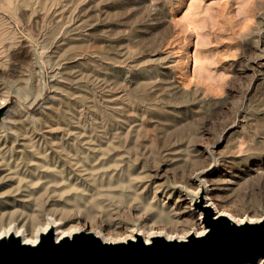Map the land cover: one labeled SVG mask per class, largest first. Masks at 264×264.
<instances>
[{"label": "rangeland", "instance_id": "rangeland-1", "mask_svg": "<svg viewBox=\"0 0 264 264\" xmlns=\"http://www.w3.org/2000/svg\"><path fill=\"white\" fill-rule=\"evenodd\" d=\"M1 101L21 163L8 178L0 161V225L19 177L29 222L115 240L199 230L200 187L264 215V0H0Z\"/></svg>", "mask_w": 264, "mask_h": 264}, {"label": "water", "instance_id": "water-1", "mask_svg": "<svg viewBox=\"0 0 264 264\" xmlns=\"http://www.w3.org/2000/svg\"><path fill=\"white\" fill-rule=\"evenodd\" d=\"M1 113V111H0ZM206 231L183 240L153 236L107 242L92 233L76 232L54 239L41 233L35 245L13 235L0 238V264H249L264 262V220L237 224L205 214Z\"/></svg>", "mask_w": 264, "mask_h": 264}, {"label": "bare ground", "instance_id": "bare-ground-1", "mask_svg": "<svg viewBox=\"0 0 264 264\" xmlns=\"http://www.w3.org/2000/svg\"><path fill=\"white\" fill-rule=\"evenodd\" d=\"M3 103L4 102L1 101L0 107L3 105ZM20 144H22V143H20ZM23 145H24V143H23ZM4 149H5L4 146L0 147L1 152L4 151ZM12 150H10V152H9L10 153V155H9V159L10 160L9 161L5 159V155L3 154V152L0 154L1 166H4V169L7 172L8 178H13V177H15L17 175V174L15 175L16 171H15V169L13 167H17L18 164L21 163V162H19V163L16 162L15 163V161L14 162L11 161L12 160L11 158H12V155H13V154H11ZM38 152L35 151V152H32L30 154L29 158H32L31 160H33L32 162H34V163H35V160H40L41 159ZM24 162H26V161H24ZM53 179H55V178H53ZM25 186H27V182L19 177L17 188H15V189L13 188V190H12V191H14L13 196L10 199H9V197H7V195L5 196L6 201L7 200L8 201L12 200L11 204H14V203L17 202V203L21 204L22 209H20V211H16V212L12 213V215H13L12 218L8 222H4V224L2 223L0 225V238H3V237L5 238V236L13 235L15 237H18L19 240H22L25 243H28V244H31V245H35L39 241V235L41 233H44V232L48 231L49 229H51L52 230V234L54 236V239H56V240H59L62 237H70L73 233H76V232H84V233L87 232V233H92L95 236H97L98 238H100L101 240L107 241V242L115 243V242H118V241H127L129 239L135 240V238H136L135 236L139 235L140 237L143 238V240L146 243H150L151 238L153 236H162L165 239H170V240L171 239L183 240L187 236H189L190 234H193V235H196V236H199V235L203 234L206 231V229H207L206 225H205V220H206L205 219V214L209 210H212V218L215 219V218H219V217H226L231 222H235L237 224L248 223V222H259L261 220H264V215L255 216V215L249 214V213L248 214H244V215H239L237 213L230 212L229 210H227L225 208L219 207L217 205L218 202L216 203V202H213L211 200V197H210V195L208 193V189L200 187V188H198V191L196 192V195L193 198H191V200L189 202L191 204V206L188 207L189 209L192 208L193 210H196L198 212L197 225L200 227L199 230H198V228L196 229V226L192 230L188 229V230H186V232H185L183 237L172 235V234L164 235V232L166 231L165 223L162 222L161 220L157 219L156 221L152 222L151 226H148L149 229H148V233L147 234H144L142 232L143 229H141L140 227L134 226L133 229L129 230V233H127V234L123 235L122 237L118 238L117 240H115V239H113L111 237L110 238L104 237L103 236L104 234L102 232H101L102 234H99L98 233L99 230L96 232V228H94L92 226V224L90 225V223L87 222V221H85V222L82 221L83 222L82 224L74 225V226L72 225L69 228L68 227L67 228L63 227L61 222H58V221H56L54 219H47L46 221L41 222V223H37V224H33V223L29 222L27 218L33 215V212L35 210H37V207H33V205L31 204L30 197H29V193H30L31 190L28 191L27 189H25L26 188ZM29 189H31V188H29ZM36 198H35V200L38 199V198L37 199ZM35 203H33V204H35ZM168 230H170V229H168ZM258 262L259 263H261V262L264 263L262 259H259Z\"/></svg>", "mask_w": 264, "mask_h": 264}]
</instances>
